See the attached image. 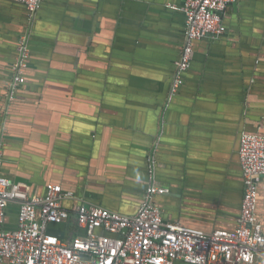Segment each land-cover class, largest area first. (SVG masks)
Here are the masks:
<instances>
[{
    "label": "crops",
    "instance_id": "0c3cea01",
    "mask_svg": "<svg viewBox=\"0 0 264 264\" xmlns=\"http://www.w3.org/2000/svg\"><path fill=\"white\" fill-rule=\"evenodd\" d=\"M184 1L45 0L30 19L22 3L0 0L4 174L25 178L31 196L58 183L132 214L146 188L147 155L159 144L157 176L169 188L157 196L164 218L207 231L234 228L244 195L240 131H264V0L227 6L226 37L197 42L172 99L186 16L170 5ZM24 32L31 41L27 81L10 99ZM16 204L7 227L17 226ZM257 212L264 225V176ZM56 227L68 238L84 234L74 211Z\"/></svg>",
    "mask_w": 264,
    "mask_h": 264
},
{
    "label": "built area",
    "instance_id": "2783aa9c",
    "mask_svg": "<svg viewBox=\"0 0 264 264\" xmlns=\"http://www.w3.org/2000/svg\"><path fill=\"white\" fill-rule=\"evenodd\" d=\"M24 4L33 19L43 0H15ZM237 0H185V43L175 62L170 96L184 83L183 73L193 57L192 41L206 36L217 37L226 31L223 15ZM30 33L18 40L12 64L13 78L8 96L26 82L25 71L31 50ZM244 179L241 213L234 228L206 231L181 221L167 220L153 196L166 189L151 182L134 214L113 211L99 204L64 206L76 199L73 190L58 183H48L45 196L29 193L24 182H14L4 174L3 147L0 140V264H254L264 259V225L257 213L259 183L264 176V134L243 132L239 147ZM153 167L152 159L150 158ZM18 203L19 225L4 230L9 204ZM75 212L77 224L85 235L62 238L48 231L51 223H62ZM98 230L114 235H105Z\"/></svg>",
    "mask_w": 264,
    "mask_h": 264
},
{
    "label": "water",
    "instance_id": "95a60500",
    "mask_svg": "<svg viewBox=\"0 0 264 264\" xmlns=\"http://www.w3.org/2000/svg\"><path fill=\"white\" fill-rule=\"evenodd\" d=\"M45 0H43V2H44ZM43 2H42V4H43ZM236 2V1H235ZM17 3H20V2H17ZM184 4H185V1L183 2V5H178V7H176L174 4H171L170 6H171V8H176V9H180L181 11H183L184 12V14H185V11H184V9H183V6H184ZM24 5V4H23ZM26 8V7H25ZM26 11H27V9H26ZM40 11V9H38V11H37V13ZM27 13H28V11H27ZM185 16H186V14H185ZM185 30H186V26H185ZM227 33H228V30H227V27H226V31L224 32V33H222L221 35H219V36H217V37H210V36H206V37H203V38H213L214 40H217V39H222V38H224V37H226V35H227ZM185 36V35H184ZM202 39V38H201ZM200 39H195V40H193L192 41V44H193V49H194V53H193V57H192V60H191V64H190V66H189V68H188V70L187 71H185L184 73H183V78H184V81H185V76H186V74L188 73V71L191 69V66H192V63H193V61H194V59H195V56H196V45H197V42L199 41ZM30 43H31V41H29V46H30ZM184 43H185V38H184V42H183V45H184ZM17 45H18V43H17ZM183 45H182V47H183ZM16 48H17V46H16ZM31 50V49H30ZM181 54V53H180ZM180 54H179V56L174 60V71H175V62L180 58ZM30 57H31V55H30ZM30 57H29V60H30ZM28 66H29V62H28ZM28 66H27V68H28ZM27 68H26V70H27ZM26 75V74H25ZM174 78V77H173ZM26 81H27V76H26ZM11 83V82H10ZM26 82H24V83H20L17 87H16V89H15V92L13 93V99H15V97L17 96V93H18V91L20 90V88L22 87V85L23 84H25ZM183 85V84H182ZM180 90V89H179ZM9 92V87H8V91H7V93ZM179 92V91H178ZM178 92L175 94V95H173V96H170V98H174L177 94H178ZM255 132V133H260V134H264V131L263 130H260V131H252V130H249V129H242L241 131H240V135H239V140H241V136H242V134H243V132ZM1 141H2V147H3V159L5 158V152H6V146H7V142H8V137L9 136H6L5 135V133H3L1 136ZM240 147V146H239ZM158 148H159V144H158V146L156 145V147L153 149V151L151 152V151H149V154L147 155V157H148V159H147V164H146V168H147V184H146V188H147V186L150 184V182H151V169H152V171H153V175H154V180L156 181V184H158L160 187H162V188H165L166 190L165 191H163V192H160V193H157V194H155L154 196H153V200L155 201V202H157V196L158 195H163V194H166L167 192H169V188L168 187H166L165 185H162L160 182H159V179H158V176H157V172H158V166H159V161H158ZM150 158L153 160L152 161V164H153V167L151 168L150 167V165H151V161H150ZM238 159H239V162H240V157H239V151H238ZM3 165H4V161H3ZM240 168H241V172H242V167H241V164H240ZM3 170V169H2ZM243 175V174H242ZM243 178V177H242ZM12 180V179H11ZM22 180H26L25 178H23V177H21V176H17V177H15V179L14 180H12V181H14V182H20V181H22ZM260 183H261V181H260ZM260 183H259V186H260ZM47 185H48V183H47ZM146 188H145V190H146ZM66 190H70V189H66ZM145 192V191H144ZM75 193V192H74ZM47 194V187H46V193L44 194V196ZM75 195H76V199H69V200H66L65 202H64V206L65 207H68V206H66V202L67 201H70L71 202V206L73 207L75 204H80V203H82V202H86L87 204H90V202H88L87 200H85V199H83V198H81V197H79L76 193H75ZM259 195V194H258ZM143 198H144V195H143V197H142V201H143ZM142 201H141V203H142ZM158 203V202H157ZM97 204H99V205H102V204H100V203H97ZM10 205L11 204H9L8 205V207H7V209H6V214H5V219H4V222H3V229L4 230H16V229H18V225H19V208H20V205L17 203L15 206H16V208H17V226H14V227H7L6 226V223H7V221H8V211H9V209H10ZM102 206H104V205H102ZM105 207V206H104ZM69 208V207H68ZM111 210H113V211H117V210H114V209H111ZM117 212H120V211H117ZM121 213H123V212H121ZM258 213V212H257ZM124 214H128V213H124ZM132 214H134V213H132ZM240 216V215H239ZM66 221H64V222H62V223H51L50 224V226H49V229H48V231L50 232V233H52V234H57V235H59L60 237H62V238H68V236H66V233H65V231L64 230H60L59 228H57L56 227V225H60V224H64ZM184 224H186V223H184ZM186 225H188V224H186ZM188 226H193V227H198V226H194V225H188ZM198 228H201V227H198ZM83 229V228H82ZM203 229V228H202ZM84 230V229H83ZM205 230V229H204ZM207 231V230H206ZM98 232L99 233H104L105 235H114V234H112V233H110V232H107V231H101V230H98ZM86 233H85V230H84V234L83 235H85Z\"/></svg>",
    "mask_w": 264,
    "mask_h": 264
},
{
    "label": "flooded vegetation",
    "instance_id": "af4514ba",
    "mask_svg": "<svg viewBox=\"0 0 264 264\" xmlns=\"http://www.w3.org/2000/svg\"><path fill=\"white\" fill-rule=\"evenodd\" d=\"M181 51H182V49H181ZM181 53V52H180ZM11 71H12V78H13V67L11 66Z\"/></svg>",
    "mask_w": 264,
    "mask_h": 264
},
{
    "label": "rangeland",
    "instance_id": "374dc122",
    "mask_svg": "<svg viewBox=\"0 0 264 264\" xmlns=\"http://www.w3.org/2000/svg\"><path fill=\"white\" fill-rule=\"evenodd\" d=\"M24 33H26V32H24ZM24 33H23V34H24ZM19 38H20V37H19ZM19 38H18V40H19ZM16 55H17V54H16Z\"/></svg>",
    "mask_w": 264,
    "mask_h": 264
}]
</instances>
